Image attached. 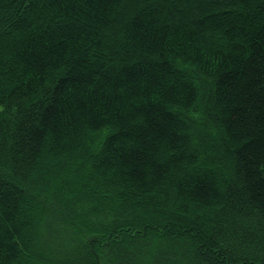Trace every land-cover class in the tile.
Listing matches in <instances>:
<instances>
[{
  "label": "trees",
  "instance_id": "1",
  "mask_svg": "<svg viewBox=\"0 0 264 264\" xmlns=\"http://www.w3.org/2000/svg\"><path fill=\"white\" fill-rule=\"evenodd\" d=\"M0 264H264V0H0Z\"/></svg>",
  "mask_w": 264,
  "mask_h": 264
}]
</instances>
